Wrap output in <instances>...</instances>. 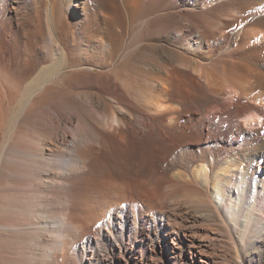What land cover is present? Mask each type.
<instances>
[{"label": "bare ground", "instance_id": "obj_1", "mask_svg": "<svg viewBox=\"0 0 264 264\" xmlns=\"http://www.w3.org/2000/svg\"><path fill=\"white\" fill-rule=\"evenodd\" d=\"M68 1L0 0V33L23 47L21 57L13 54L7 63L0 47V123L10 107L17 109L10 129L16 142L0 154V178L19 179L15 197L5 191L11 206L0 192V257L14 254L0 264H113L122 249L130 264H152L108 230L113 222L124 227L120 238H148L154 231L165 240L182 238L166 223L161 174L211 194L189 210L226 221L236 238H255L264 220L258 205L264 197V73L257 71L254 80L250 66L264 50V0H232L236 11L246 7L238 14L248 15L235 24V35L243 34V44L252 36L262 41L225 69L223 58L200 64L161 42L170 31L174 39L183 32L179 7L205 8L216 0H102V10L90 14L96 0L88 7L86 0ZM228 5L202 14L218 41L226 33L210 20ZM144 40L154 41L146 46ZM198 44L188 48L201 52ZM137 145L156 166H130L125 153ZM3 182L0 191H8ZM109 208L115 210L110 221L96 223ZM6 238H17L15 252ZM95 238H106L109 251ZM174 244L172 252L182 248L191 264H217L200 242ZM172 256L171 264H181Z\"/></svg>", "mask_w": 264, "mask_h": 264}, {"label": "rangeland", "instance_id": "obj_2", "mask_svg": "<svg viewBox=\"0 0 264 264\" xmlns=\"http://www.w3.org/2000/svg\"><path fill=\"white\" fill-rule=\"evenodd\" d=\"M88 1L89 0H86L84 2L83 7L86 4L88 7V4H90L92 0L90 1V3ZM216 1H218V2H216L215 4H212V3L206 4L204 6L206 9L203 8L202 6H198V5L195 6V5H191V4L190 5L187 4L188 6L182 5L181 7H179L175 13H177L178 18H180V20H181L180 21L181 22L180 30L182 29L181 32L182 31L183 32L180 33L181 35L177 34L178 39H174L172 37V35H173L172 32H174V31H170L171 33L166 35L164 37V39L161 41L163 43V45L170 47V48H173L179 53L182 52V53L188 54V56L192 57V59L194 61L197 60L198 63H200V64L207 63L209 61L210 62L215 61V60H218L219 58H223L224 59V61H223L224 67L222 65V69H225L229 65L234 64L237 59H241V58H239L240 55L252 51V49L257 45V42L262 41L261 39H256L255 36L254 37L252 36L250 38V41L248 42L249 44L248 43L243 44V36H242L243 34H241L238 37H237V35H235V32H236L235 27H234V26H236L235 24H237L238 22H240L243 19L245 20L248 16L246 14L244 16H241L240 14H238L237 11L244 10V8H246V7L239 8L236 11L235 8L230 5L232 0H216ZM98 2L103 3L102 0H96V4H97L96 5L95 1H93V6H92L90 12H89V9L87 10L86 8L82 7V11H83L82 13H85L86 10H87L86 12H89V14L92 11L99 13V10H102V9L98 6ZM182 2H184V1L182 0ZM67 4L68 5L71 4V0H69L67 2ZM224 4H226V6L229 4L227 7L228 10H224V8H220L217 11H214L213 12V14H214L213 19L214 20L213 19L210 20V22H211L210 24H214L215 25L214 27L220 29L218 31H220V32L223 31L226 33V37H224V34H222L221 39L218 41V39L213 38V36H215V34H214L215 31H211L210 28L207 31L206 27L203 25L202 14H205V13H208V12L215 10L216 9L215 7L217 5H224ZM209 5H211V6H209ZM72 9H75L74 6L71 7V10ZM237 15H240V17H238ZM247 20H248V22H246V24L250 23L251 19L248 18ZM232 24H234V25H232ZM73 27H74L73 29H75V30H79V28H80V26H78V25H75ZM174 30H175V28H174ZM220 32H218V34H220ZM11 36H12L11 34H7L4 31H2L0 33V47L3 48V49H1V54H2V59H3L4 63L6 61L8 62L10 59H12L14 57V55L16 56L22 47L20 44H17L16 42L14 43V40ZM173 36H175V35H173ZM152 41H154V40H152ZM152 41H150V40L145 41L144 40V41H142L141 44L148 46ZM195 41H198V43H199L198 48L202 49L201 52H198V53L195 52L194 53V51L189 49V48H191V47H189V45H192V43ZM22 49H23V47H22ZM205 50H208V52L204 53ZM20 53H22V52H20ZM20 53H19V56L21 57ZM252 54L253 53L251 52V56H252ZM256 54H257V56H256ZM256 54L253 55L256 57V59L253 62L251 61L252 66H250V68L252 67L250 69V71H251L250 76H254V77H252V79H254V80H256L258 77L257 71L264 73V66H263L264 65V50H263V52H261L260 56L258 55V52ZM210 56H211V58H210ZM22 57H24V56H22ZM176 64L179 65V67L190 71L193 75L198 76L201 81H204V79L201 77L199 72H196L193 68H186V67H184V65L181 64V62H178ZM255 70H256V72H255ZM13 107L14 106L10 107L7 110V112H6L7 116L4 117L3 121L1 120V123H0V154L1 155L4 154V151H2V150H7L8 146H11V144L15 140L14 133H12L10 131V129L15 125V122H16V120H15L16 116L15 115L17 114V111H16L17 109H14ZM4 119H5V121H4ZM2 122H4V123H2ZM14 142H16V141H14ZM137 147H139V148H137ZM132 149H135V151L133 152V151L128 149V150H126L127 152L125 153L126 154L125 158H127L126 160L129 162V164H131L130 165L131 167H135V168L139 169L142 167V165H150V166H152V165L156 166L157 165L156 162L154 161L155 158L153 157V155H152V157H149L148 156V155H150L149 152L147 153L144 148H141V146L137 145ZM137 149H139V150H137ZM140 152H141V154H140ZM142 152H144V153H142ZM1 155H0V157H1ZM146 156H148V157H146ZM133 159H135V160H133ZM137 159L140 161H138ZM132 164H133V166H132ZM17 168H16V171L18 173L20 171V169H17ZM7 169H10V167H8ZM161 178L163 179V183L160 185V188L162 190V198L161 199H162L163 205H166L168 207L167 210L170 213V215L168 213L166 223H168L170 225L171 229L173 228V229L178 230L180 235H182V238H175V240H174L173 238L170 237V238H167V240H165L164 238H159L155 231H154V233L150 234V236H148V238H120L119 236H121L122 232H124V227L121 225V223L115 224V223L111 222V228L109 230H108V227H105V228L108 231L112 230L111 231L112 234L116 235V236H114L115 238H112L114 241H116L117 243L126 242L129 246L135 247L137 249L136 255H138V258L143 259V260H145L149 263H152V264H171L173 261L172 255H174V254L175 255L178 254L177 261L181 262V264L195 263V261H193L192 258L189 257V255H186V253H184L182 251V248L181 249L177 248V251L175 253L172 252L173 241H176V244H174V246L175 245L177 246V244H178V246L179 245L180 246H187V245L191 244V242L192 243L196 242V244L197 243L199 244V242H200L199 245L201 246V244H202V246L200 248H202L203 251L205 250L204 251L205 254H208V256H210V257L212 256V258L217 262V264H236V263H238L239 260L243 261L244 264H264V253H263L264 251L262 249H260V248H262L261 245L264 246V228H262V226L264 227V220L261 221L262 223L258 224V226L260 227V230L258 229L256 235H254L255 238H250L249 235L247 236V238H236L234 230L232 229L230 224L227 223L226 221H221L219 219L201 218V216L199 215L198 212H195V211L188 209L191 206L196 207L199 204V202H201V201L203 202L206 199H209L211 194H207L205 192H201V194H199L200 193L199 191H197V192L189 191V190H187L186 186H184L182 183H180L179 180L177 178L173 177L172 175L163 176L161 174ZM16 179H18V178L11 179L9 177L7 178L5 175L2 176V178H0V183L3 182V184H2L3 186H6V185L9 186L10 185L9 186L10 190L8 189V191H7V189H4L3 187H1L0 192L4 193V194L6 192H10V193H7L10 196L9 198H12L11 196H14L15 194L17 195V191H16L17 187L16 186H17V184H19V183H17L19 181H17ZM151 185H155V183H153ZM13 187L15 188V190H12ZM2 191H4V192H2ZM182 192H185V193H182ZM7 194H5L6 195L5 198H7V196H8ZM186 195H189L188 196L189 199ZM184 198H186V199H184ZM183 199H184V201H183ZM6 200L8 203L10 202L9 205L11 206V201H10L11 199L7 198ZM263 200H264V197H262L260 199L258 205H260V209L264 215V201ZM179 204H181L182 207ZM179 206H180V208H179ZM113 213H115V210L113 208H109V210L106 212L104 217L101 218L100 220H98V222H96V223L102 224V222L110 221V216ZM107 218H108V220H107ZM154 230H155V228H154ZM261 232H263V233H261ZM114 233H116V234H114ZM184 233H188V234L195 233V237L194 238L186 237V236H184ZM1 236H3V233H2V235H0V237ZM4 236H6V234ZM87 237H88V235H85L83 237L84 239L81 238V239L77 240V242H75L72 246V251H74L75 248L81 247L83 241ZM6 239H8V238H6ZM13 239L14 238H9L8 240L13 241ZM16 239L17 238L14 239L15 242H12V245H9L10 244L9 241L6 240V245H7L6 247H8V248L14 247V248H12V250L16 249V246H15L17 244ZM95 239L98 242L100 250L103 249L104 252L109 251L110 246H109L106 238H95ZM190 240H191V242H190ZM101 242H102V244H101ZM20 247L19 248L21 250L19 249L20 250L19 252H20V254L22 253L24 255L26 248H24L25 247L24 245H20ZM104 247H105V249H104ZM13 252H15V250ZM22 254H21V256H22ZM13 255L14 254L10 253V252L5 253V255H4L5 258L3 256H1L0 262L1 261L4 262L5 260H6V262H8ZM111 256H112V254H111ZM2 257L4 258V260ZM7 257H9V258H7ZM112 258H113L112 259L113 264H130L131 263L129 252L124 251L123 249L117 250L116 254ZM175 259H176V257H175ZM19 260H20V258H19ZM21 260H22V257H21ZM60 261L61 260H59L58 262H60ZM200 262L198 261V264H205V263H202V262L200 263Z\"/></svg>", "mask_w": 264, "mask_h": 264}]
</instances>
